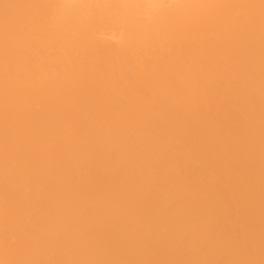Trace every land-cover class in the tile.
Here are the masks:
<instances>
[{
	"label": "bare ground",
	"instance_id": "1",
	"mask_svg": "<svg viewBox=\"0 0 264 264\" xmlns=\"http://www.w3.org/2000/svg\"><path fill=\"white\" fill-rule=\"evenodd\" d=\"M0 264H264V0H0Z\"/></svg>",
	"mask_w": 264,
	"mask_h": 264
}]
</instances>
